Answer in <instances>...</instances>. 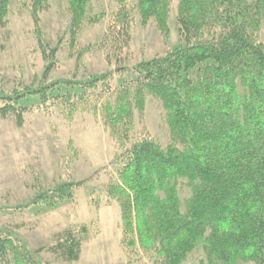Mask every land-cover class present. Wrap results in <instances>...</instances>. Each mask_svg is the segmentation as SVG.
I'll use <instances>...</instances> for the list:
<instances>
[{
  "label": "trees",
  "instance_id": "16d2710c",
  "mask_svg": "<svg viewBox=\"0 0 264 264\" xmlns=\"http://www.w3.org/2000/svg\"><path fill=\"white\" fill-rule=\"evenodd\" d=\"M91 1L69 0L72 48ZM114 1L117 9L99 48L119 51L128 42L137 13L144 24L154 18L168 36L170 0H138L135 5L131 0ZM46 4L47 0H33L35 18ZM8 6L9 0H0V25L7 20ZM178 21L184 46L86 79L47 82L57 48L48 54V45L39 37L47 62L44 77L38 85L0 91V113L13 112L23 121L28 108L21 101L33 96L40 99L37 107L51 102L70 112L96 110L125 147L131 140L135 108L143 111L148 95L158 97L171 128L167 148L145 134L118 156L123 164L121 183L111 190L122 206L124 244H138L161 264L183 263L200 244L207 264H239L237 258L264 264V0H180ZM118 73L134 76L113 87ZM238 83L247 90L245 96ZM64 86L79 92L53 95ZM179 178H187L194 187L185 212ZM81 184L63 181L42 189L19 208L55 207L72 200ZM88 236L86 225L68 228L52 250L76 263ZM0 252L13 254L19 264H42L22 238L1 227Z\"/></svg>",
  "mask_w": 264,
  "mask_h": 264
},
{
  "label": "rangeland",
  "instance_id": "374dc122",
  "mask_svg": "<svg viewBox=\"0 0 264 264\" xmlns=\"http://www.w3.org/2000/svg\"><path fill=\"white\" fill-rule=\"evenodd\" d=\"M131 2L135 5L138 0ZM32 4L33 0H9L7 20L0 25V91L13 92L18 87L40 83L47 68L41 40L48 45V54L57 48L47 82L86 79L133 67L142 60L165 56L186 43L178 21L180 0L169 2L168 36L160 31L154 18L144 24L137 13L128 42L117 52L97 46L105 38L108 20L117 9L114 0L91 1L74 48L70 46L69 0H47L37 18ZM261 40L264 42V24ZM133 76L115 74L112 85L118 87ZM238 87L245 96L244 86L238 83ZM66 92L79 91L64 86L53 95ZM39 103L36 96L21 101L28 108L21 122L13 112L0 113V227L22 238L42 264H72L54 253L52 247L60 233L68 228L80 230L83 225L88 227L89 236L83 240L80 260L73 264H161L138 244L135 248L124 244L122 206L111 187L121 183L119 171L123 164L118 156L135 141L149 134L164 149L171 142L162 101L148 95L144 110L135 108L131 140L125 147L113 138L100 112L85 108L70 112L51 102L37 107ZM63 181L82 182L72 200L55 207L19 208L38 191ZM177 188L185 212L194 187L187 178H179ZM135 239L138 241L136 235ZM207 259L200 244L181 264H207ZM237 261L255 264L241 258ZM0 264L19 263L13 254L0 252Z\"/></svg>",
  "mask_w": 264,
  "mask_h": 264
}]
</instances>
